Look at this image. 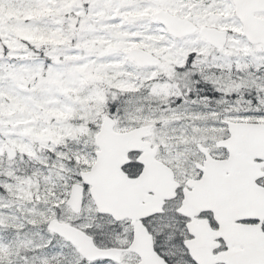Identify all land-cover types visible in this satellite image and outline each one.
Listing matches in <instances>:
<instances>
[{
  "label": "snow or ice",
  "instance_id": "1",
  "mask_svg": "<svg viewBox=\"0 0 264 264\" xmlns=\"http://www.w3.org/2000/svg\"><path fill=\"white\" fill-rule=\"evenodd\" d=\"M0 264H264V0H0Z\"/></svg>",
  "mask_w": 264,
  "mask_h": 264
}]
</instances>
